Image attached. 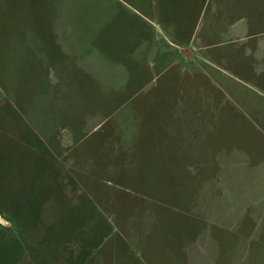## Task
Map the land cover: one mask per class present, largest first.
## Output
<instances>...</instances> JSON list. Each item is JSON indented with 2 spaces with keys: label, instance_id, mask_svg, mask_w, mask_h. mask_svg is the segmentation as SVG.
Instances as JSON below:
<instances>
[{
  "label": "rangeland",
  "instance_id": "obj_1",
  "mask_svg": "<svg viewBox=\"0 0 264 264\" xmlns=\"http://www.w3.org/2000/svg\"><path fill=\"white\" fill-rule=\"evenodd\" d=\"M32 1L25 11L0 0V264H185L193 189L174 200V184L162 183L188 159L176 161L177 139L193 132L196 160L259 150L264 160V0L250 53L213 56H188L159 30L160 0ZM54 20L60 46L80 57L71 61L99 74L80 101H42L33 31Z\"/></svg>",
  "mask_w": 264,
  "mask_h": 264
},
{
  "label": "crops",
  "instance_id": "obj_2",
  "mask_svg": "<svg viewBox=\"0 0 264 264\" xmlns=\"http://www.w3.org/2000/svg\"><path fill=\"white\" fill-rule=\"evenodd\" d=\"M24 1L13 0V5L25 11H29V8L34 10L36 4L33 1L27 0L25 5ZM247 1L251 0H214L213 3L212 0H160L159 5L163 8L160 19L166 29L159 23L157 27L166 37L169 34L178 37L183 44L180 48L188 56H193V48L209 56L221 55L222 52L210 51L224 46H231L237 55L249 54L252 48L245 47L244 40L259 37L262 33L254 30L256 23L261 22L260 10L257 9L259 3L257 0ZM33 15L35 22L45 21L44 14L36 12ZM55 24L54 20L46 33L39 31L40 27L33 31L34 38L39 42L33 47L38 61L34 75L45 86L41 92L42 101L48 104L61 101L71 103L73 98L74 102L80 101L78 97L85 96L84 82L94 79L99 84V74L96 71L87 75L81 65L82 60L79 64L71 61V57H80L68 47L60 46L65 33L57 32ZM17 31H11L9 37L16 36ZM44 35L53 43L50 49L42 47L41 38ZM5 56L6 53L4 59ZM2 68L0 59V79H6V71ZM101 122L95 123L93 129ZM170 130L167 135H175L174 130ZM190 131L185 129L184 137L177 139L181 149L176 161L183 163L182 158L186 154V166L174 168L175 175L168 179L165 176L162 181L163 184L167 181L174 184V188L167 191L174 200L187 198L193 189L192 216L189 215L186 220L193 225V231L185 232L189 235V241L182 248L181 257L185 264H264V160L260 158L261 150L258 154L253 153V156L246 152H230L231 155L226 154L219 159L211 153L210 157L196 160L194 154L198 151L197 148L193 150V132ZM73 134L68 133V141H71ZM182 143L191 147L183 151ZM195 162H200V169L193 173L188 168ZM176 169L180 170L179 174L189 172V179H180ZM182 183L192 186L185 196L181 195Z\"/></svg>",
  "mask_w": 264,
  "mask_h": 264
}]
</instances>
